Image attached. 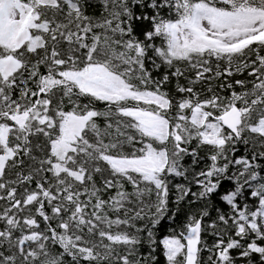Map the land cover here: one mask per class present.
Returning a JSON list of instances; mask_svg holds the SVG:
<instances>
[{
  "label": "snow or ice",
  "instance_id": "snow-or-ice-1",
  "mask_svg": "<svg viewBox=\"0 0 264 264\" xmlns=\"http://www.w3.org/2000/svg\"><path fill=\"white\" fill-rule=\"evenodd\" d=\"M0 264H264V0H0Z\"/></svg>",
  "mask_w": 264,
  "mask_h": 264
}]
</instances>
